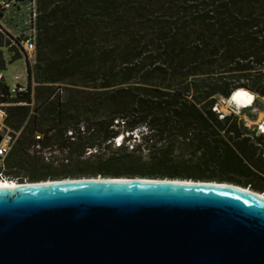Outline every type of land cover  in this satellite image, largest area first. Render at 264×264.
<instances>
[{"label": "trees", "instance_id": "obj_1", "mask_svg": "<svg viewBox=\"0 0 264 264\" xmlns=\"http://www.w3.org/2000/svg\"><path fill=\"white\" fill-rule=\"evenodd\" d=\"M36 4V86L30 68L24 93L11 97L0 80L4 125L20 133L7 169L31 147L83 157L121 136L118 154L99 166L105 177L226 182L264 193V132L250 136L236 114L214 110L237 91L254 95L253 104L264 98V0ZM7 39L0 28V73L5 46L10 63L22 54L20 40ZM131 139L139 142L128 152ZM143 151L149 164L133 155Z\"/></svg>", "mask_w": 264, "mask_h": 264}, {"label": "water", "instance_id": "obj_2", "mask_svg": "<svg viewBox=\"0 0 264 264\" xmlns=\"http://www.w3.org/2000/svg\"><path fill=\"white\" fill-rule=\"evenodd\" d=\"M113 178L0 189V264H264V193Z\"/></svg>", "mask_w": 264, "mask_h": 264}, {"label": "rangeland", "instance_id": "obj_3", "mask_svg": "<svg viewBox=\"0 0 264 264\" xmlns=\"http://www.w3.org/2000/svg\"><path fill=\"white\" fill-rule=\"evenodd\" d=\"M36 3L37 0H0V28L3 30L6 40H8V37H11L12 39L24 41L30 36L36 35V20L38 16ZM2 50L4 59L6 60V70L2 72L5 79H3V83L5 84L6 81L9 86H13L15 84L13 82V77L15 75H20V83L25 84L26 76H28V68H30L32 79H35V82H33L34 84H32L31 81L32 88H34L36 86V72L34 69L36 54H25L22 52V54H20L21 58L18 61L10 63V59L13 56L12 51H10V46H5ZM236 94L240 95L237 97L231 96L229 98V107H220V112L228 114L230 110H233L236 114L235 116L238 118V122L246 130L247 134L255 137L259 136L261 132H264L261 129L262 121L264 122V98H258L255 104H253L255 96L251 93L244 94L241 91H237ZM250 105L253 106L249 108ZM34 106L35 100L31 103V108L33 109ZM38 134L40 133H36V135ZM124 135L128 137L127 133ZM133 138H138V136L135 134ZM120 139L121 136L115 139L110 145L109 142L104 144L97 152L96 150L87 151L83 157H78L77 154L69 156L67 152H60L56 147L49 150H38L37 148L33 149L31 147L29 150L30 153L28 154L29 156H25L24 166L30 168L31 172L38 175L53 174L58 176H69L73 179L94 177L113 178V176L105 177L102 175V169L99 166L108 163L112 157L118 154L117 147L120 145ZM138 142L139 140L134 141V139H131V144H126L129 147L128 152H130L132 148L130 146ZM262 147L264 149V139ZM91 153L92 155H90ZM133 155L141 156V162H146L147 164H149L150 161L152 162V159L147 155V151L134 152ZM261 167L264 170V161ZM114 171L116 172V170ZM220 178H224L222 180H227L228 177Z\"/></svg>", "mask_w": 264, "mask_h": 264}, {"label": "built area", "instance_id": "obj_4", "mask_svg": "<svg viewBox=\"0 0 264 264\" xmlns=\"http://www.w3.org/2000/svg\"><path fill=\"white\" fill-rule=\"evenodd\" d=\"M19 50L21 52H24L25 54H36V35L30 36L27 40H20L19 43ZM4 77L2 73H0V80L3 81ZM5 80V79H4ZM21 76L20 75H15L13 77V82L15 83L13 86H9L6 81L5 85L9 87V92L10 96L14 97L15 94L17 93H24L27 91L28 88V76H26L25 79V84L20 83ZM32 79V84L33 83ZM229 101L228 99L220 98L218 104L215 106L214 110L217 111L218 113H221V117H224L226 115H231L232 113L235 114L233 110H230L229 113L224 114L220 112L219 108L220 107H229L228 106ZM6 107V104L0 103V134L3 136V140L0 143V181L6 179L3 175L5 171V162L8 154L10 153L16 139L18 138L20 133H14L10 129L6 128L4 125V120H5V110L4 108ZM71 133H69L70 135ZM43 136L41 134H38L35 136L36 141H41ZM37 149H40L39 146H36Z\"/></svg>", "mask_w": 264, "mask_h": 264}, {"label": "flooded vegetation", "instance_id": "obj_5", "mask_svg": "<svg viewBox=\"0 0 264 264\" xmlns=\"http://www.w3.org/2000/svg\"><path fill=\"white\" fill-rule=\"evenodd\" d=\"M3 175L7 180H13L19 184H23L26 182H41L46 180H60L70 178L69 176H58L53 174L38 175L36 173L31 172L30 168L24 166V162L22 163V161L20 165H17L13 168L7 169L5 167Z\"/></svg>", "mask_w": 264, "mask_h": 264}, {"label": "bare ground", "instance_id": "obj_6", "mask_svg": "<svg viewBox=\"0 0 264 264\" xmlns=\"http://www.w3.org/2000/svg\"><path fill=\"white\" fill-rule=\"evenodd\" d=\"M253 106V105H250L249 108ZM248 108V109H249ZM0 121H1V118H0ZM80 180H89V179H92V180H98V181H102V180H111V179H114V178H78ZM77 178H68V179H61V180H47V181H41V182H26V183H23V184H19V183H16L15 181H10V180H7V179H4V180H1L0 181V189L2 188H15L17 186H20V185H26V186H30V185H36V184H44V183H51V182H69V181H74V180H78ZM178 181H183L178 179ZM208 183H213V184H218V182L216 181H212V182H208ZM224 185H231L229 183H225ZM234 186V185H232ZM249 192L251 193H256L255 191L252 192L250 190H248ZM258 193V192H257ZM260 194V193H259ZM264 197V195L262 196Z\"/></svg>", "mask_w": 264, "mask_h": 264}, {"label": "crops", "instance_id": "obj_7", "mask_svg": "<svg viewBox=\"0 0 264 264\" xmlns=\"http://www.w3.org/2000/svg\"><path fill=\"white\" fill-rule=\"evenodd\" d=\"M1 25H3V24H1ZM2 27V26H1ZM3 27H5L4 25H3ZM6 61V60H5Z\"/></svg>", "mask_w": 264, "mask_h": 264}, {"label": "clouds", "instance_id": "obj_8", "mask_svg": "<svg viewBox=\"0 0 264 264\" xmlns=\"http://www.w3.org/2000/svg\"><path fill=\"white\" fill-rule=\"evenodd\" d=\"M238 95H240V94H238ZM255 100V99H254ZM228 101H229V99H228ZM254 102V101H253Z\"/></svg>", "mask_w": 264, "mask_h": 264}]
</instances>
